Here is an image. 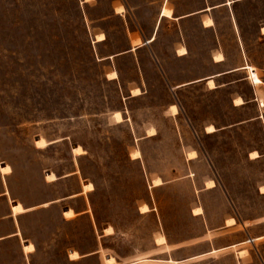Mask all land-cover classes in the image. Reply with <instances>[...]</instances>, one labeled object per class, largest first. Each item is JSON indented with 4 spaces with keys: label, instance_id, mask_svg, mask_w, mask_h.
<instances>
[{
    "label": "rangeland",
    "instance_id": "rangeland-1",
    "mask_svg": "<svg viewBox=\"0 0 264 264\" xmlns=\"http://www.w3.org/2000/svg\"><path fill=\"white\" fill-rule=\"evenodd\" d=\"M121 1L0 0V234L38 245L0 264H264L199 256L264 234V0H170L139 48Z\"/></svg>",
    "mask_w": 264,
    "mask_h": 264
},
{
    "label": "crops",
    "instance_id": "crops-1",
    "mask_svg": "<svg viewBox=\"0 0 264 264\" xmlns=\"http://www.w3.org/2000/svg\"><path fill=\"white\" fill-rule=\"evenodd\" d=\"M85 1H89V0H85ZM121 6H123V9H119V7H121ZM164 7L172 8V10H173V17L162 16V10H163ZM207 7L205 9H201L200 11L208 10ZM115 12L116 13H120V14L128 13L129 12V13H132V14H134L136 16H143V18H139V22L143 24L141 26V29L138 30L139 32L137 33V35H135L134 37H132L131 40H130V42H134V40L140 38V40H141L140 42H142V43L137 44V48H139V47H142V45L145 44L144 42H155L157 40V36H158L159 29L161 27L162 21L165 18H184V17H187V16H191V15L195 14L198 11L189 12V13H185V14H182V15H179V16H175V7L170 6V0H122L120 2V4H118V5L115 6ZM158 18H160L159 21H158ZM160 20H161V22H160ZM157 21H158V24H157ZM204 25H205V21H204ZM205 26H207V25H205ZM207 27H210V26H207ZM146 31H151L150 35H147ZM262 32L264 33L263 27H262ZM153 35L156 38L154 40H150L153 37ZM97 37H98V35H97ZM105 37L106 38L104 40H101V41H98V42L105 41L107 39V36L105 35ZM235 70H237V69L235 68ZM227 72H229V71H222V72H218V73H222L221 75H223V74H225ZM216 74H214V75H212L210 77L214 78L216 76H220V75H216ZM210 77H208V78H210ZM208 78H207V80H208ZM6 164H8V163H2V164H0V172L3 175H7V174H9V173H11L13 171V168H12V171L11 172H9L7 174H4L1 171V165H6ZM51 181H53V180H51ZM214 187H210V188H214ZM206 188H209V187L206 186ZM85 191L86 190H84L83 192H85ZM10 193H11L10 190L7 188L6 190H4L3 192L0 193V196H7V195H10ZM261 193L264 194V191L261 190ZM54 201H56V200H54ZM18 202L22 203V205L25 208V210L23 212L15 213L13 211V205L14 204H17ZM32 208H33L32 206H25L24 205V202H22V201H12L11 202V206H10L12 215H17V214H21V213L30 211ZM68 209H73L74 212H75V215H76V211L72 207L65 209V215H66V211ZM192 213L195 216L200 215L201 218L206 221L208 233L215 234V233H217V232H214L215 229L220 230L219 229L220 226H221L220 219H219L220 217H218V224L217 225H214L215 217H213V216L210 215V213H209L208 209H206L205 205H202V212L200 214H197L194 211ZM75 215H73V216H67L66 215V217H68L69 219H71ZM231 218H235V222L228 223V219H231ZM251 223H253V222L251 221ZM237 224H238V218L236 216H234V215L233 216L226 215L224 217V221L222 223V226L224 228H227V227L235 226ZM243 224L245 225V227H247L248 225H250V224L246 223V221H244ZM12 237H17V238L21 239L20 240L21 243H22L21 248L23 250V253L27 257H29L30 254H32L35 251H37L38 245L36 244V242H33L30 239L25 238L23 236V230H22V228H21L20 225H17L16 229L14 231L10 232V233L0 234V241H3L5 239H10ZM262 238H264V234H262V235H255V236L249 235V237L246 238V239H241L239 241H232L230 243H225V244H220L218 239L213 238L214 245L211 248H209V249L203 251L202 253H200L199 256L202 257V258L203 257H208L210 255H214L215 253H219L220 251L229 249L231 252H234L235 255H236V257H238L239 261H241L242 259L247 258L248 255H251V249L252 248L251 247H247V243L248 242H251V241H257V240H260ZM166 239H167V237H166ZM167 242L168 241L166 240V242H161V244H165ZM28 243L34 244L35 245V250L29 251V252L26 251L25 250V245L28 244ZM233 248H235V251L233 250ZM75 251H77V250H75ZM77 252L79 253V251H77ZM72 253H71V257H72ZM110 255H112V254H110ZM80 257H81V254H80ZM170 258H173V257H170ZM73 259H77V258H73ZM152 259H155V258H152ZM158 259H160V258H158ZM168 259H166V260H168ZM162 260L166 261L165 259H162ZM175 260L181 261L179 259H175ZM117 262H118V260L116 261V263Z\"/></svg>",
    "mask_w": 264,
    "mask_h": 264
},
{
    "label": "bare ground",
    "instance_id": "bare-ground-1",
    "mask_svg": "<svg viewBox=\"0 0 264 264\" xmlns=\"http://www.w3.org/2000/svg\"><path fill=\"white\" fill-rule=\"evenodd\" d=\"M164 14V13H163ZM208 83H209V85H211V86H215V81L213 80V79H210L209 81H208ZM235 103H236V105H242V104H244V98L243 97H237L236 99H235ZM174 109L175 110H177V108H176V106H174ZM216 130V128H215V126L214 125H210V126H208V131H211V132H213V131H215ZM257 152H254V153H251V154H253L254 156H255V154H256ZM191 156H193V157H196L197 156V151H192L191 152ZM208 185L209 186H215V181L212 179V180H210L209 182H208ZM14 205H16V204H14ZM195 212H197V214L199 213H201L202 212V207H200V208H198V209H196L195 210ZM231 221L232 222H235V218H232L231 219ZM111 255H107V257L106 258H109Z\"/></svg>",
    "mask_w": 264,
    "mask_h": 264
}]
</instances>
